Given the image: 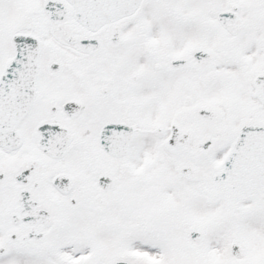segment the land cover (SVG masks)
Wrapping results in <instances>:
<instances>
[{"label":"snow or ice","instance_id":"obj_1","mask_svg":"<svg viewBox=\"0 0 264 264\" xmlns=\"http://www.w3.org/2000/svg\"><path fill=\"white\" fill-rule=\"evenodd\" d=\"M0 264H264V0H0Z\"/></svg>","mask_w":264,"mask_h":264}]
</instances>
